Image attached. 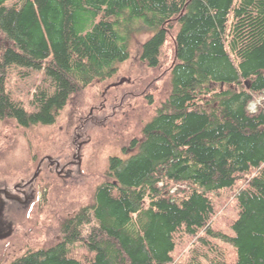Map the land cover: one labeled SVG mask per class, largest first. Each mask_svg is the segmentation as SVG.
Masks as SVG:
<instances>
[{
	"label": "trees",
	"instance_id": "1",
	"mask_svg": "<svg viewBox=\"0 0 264 264\" xmlns=\"http://www.w3.org/2000/svg\"><path fill=\"white\" fill-rule=\"evenodd\" d=\"M11 1L0 0L1 122L55 125L118 74L139 32L151 33L140 55L149 69L170 38L174 57L170 92L133 152L110 158L54 245L9 264H174L184 238L194 241L190 264H264V100L251 110L264 96V0ZM12 68L43 72L35 111L7 89ZM235 189L231 233L216 230L218 198ZM76 244L89 257H73Z\"/></svg>",
	"mask_w": 264,
	"mask_h": 264
},
{
	"label": "rangeland",
	"instance_id": "2",
	"mask_svg": "<svg viewBox=\"0 0 264 264\" xmlns=\"http://www.w3.org/2000/svg\"><path fill=\"white\" fill-rule=\"evenodd\" d=\"M150 37L151 33L139 32L118 74L92 84L55 125L23 129L0 121V264H9L29 249L54 245L60 239V220L93 200L96 188L105 181L110 158L133 152L131 141L142 137L144 125L171 88L173 39L164 48L161 67L151 70L140 61L142 46ZM6 80L13 98L35 111L32 100L43 85V72L12 68ZM263 100L264 96L258 97L251 110ZM236 190L218 198L214 229L231 233L230 223L238 212ZM193 244L187 238L178 241L174 264H190ZM70 254L79 259L90 255L81 244L72 246Z\"/></svg>",
	"mask_w": 264,
	"mask_h": 264
},
{
	"label": "water",
	"instance_id": "3",
	"mask_svg": "<svg viewBox=\"0 0 264 264\" xmlns=\"http://www.w3.org/2000/svg\"><path fill=\"white\" fill-rule=\"evenodd\" d=\"M247 85H248V83H247Z\"/></svg>",
	"mask_w": 264,
	"mask_h": 264
}]
</instances>
